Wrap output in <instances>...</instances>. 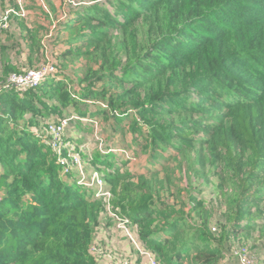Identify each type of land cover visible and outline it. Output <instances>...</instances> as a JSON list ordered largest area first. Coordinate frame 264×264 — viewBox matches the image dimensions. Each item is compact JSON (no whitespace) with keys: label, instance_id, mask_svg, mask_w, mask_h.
<instances>
[{"label":"trees","instance_id":"obj_1","mask_svg":"<svg viewBox=\"0 0 264 264\" xmlns=\"http://www.w3.org/2000/svg\"><path fill=\"white\" fill-rule=\"evenodd\" d=\"M64 27L68 54L88 66L77 89L47 79L0 91V264H96L91 242L110 212L128 217L158 264H222L231 237L263 234L264 0H103ZM14 70L5 65L0 80ZM67 108L100 113L113 134L131 112L134 142L159 162L154 178L122 171L111 151L108 199L69 180L16 117ZM201 194L222 201L226 222L210 223Z\"/></svg>","mask_w":264,"mask_h":264},{"label":"rangeland","instance_id":"obj_2","mask_svg":"<svg viewBox=\"0 0 264 264\" xmlns=\"http://www.w3.org/2000/svg\"><path fill=\"white\" fill-rule=\"evenodd\" d=\"M101 1L103 0H43L46 6L44 8L40 0H21V4L26 10L25 17H14L10 28L0 32V77H2L5 65L14 67V72H22L28 69H40L54 63L58 72L66 78L64 82L67 87L69 89L72 87V91L73 87L77 89L76 80L83 75L84 71H87L88 66L86 62L85 66L82 65L84 60L81 57L77 58L68 54L70 44L67 38L70 36V31L65 30L64 26L68 21H71L75 11ZM7 7H18L17 0H0V11ZM31 36L35 41L32 40ZM35 42L38 43V46L35 45ZM79 44L75 42V45ZM75 45H73V48H75ZM81 50H83L82 47ZM91 65L94 66V69L98 68L95 62ZM60 78L62 79L61 75ZM95 86L100 88L102 83H96ZM86 102L90 101L82 99L80 107L84 108ZM106 112L109 114L107 108ZM130 115L131 112L124 116L125 120L119 124L115 134L112 133L114 132L112 127L106 126V120L102 119L100 113L96 115L93 125L87 120L80 121L77 117L72 118L70 125L62 134V139L63 141L73 140L76 151L81 158L80 167H75L72 171L77 179L83 176L85 180H89L92 175L89 178L86 177L88 172L93 173L96 171L101 174L106 171L105 161L112 158L103 154L108 152L107 147L114 142L123 143L122 150H118L115 155L116 158H114L117 159L116 166L121 167L122 171L133 175L140 174L141 171L144 172L143 174L147 178H154L152 172L148 170L159 169V162L153 165L154 162L150 161L148 156L143 153L144 151L139 149L140 146L134 142V136L128 129L134 116L131 117ZM16 117H22L19 119V124L28 126L31 132L36 133L42 139L48 138L47 126L50 122L56 120L41 115H25L24 117L22 114H16ZM136 151H140L139 157H136ZM122 152L128 157L122 156ZM102 155L106 157L102 158ZM165 155L167 156L169 153L166 152ZM97 156L99 162L102 163L101 170H96L92 162ZM165 165L175 166L176 164L174 160H170ZM171 171L174 178L176 177L179 182V173H176L173 169ZM174 186H176V183H174ZM197 191V188L194 189L193 195L197 194ZM2 193L3 191L0 190V194ZM88 194L95 196L96 191H91L88 188ZM181 195L183 198L185 193H181ZM201 196L206 200V206H213V213L209 219L210 223L217 226L221 221L226 222L228 212L223 213L222 208L224 205L222 201L217 202L214 199L210 201L208 194H201ZM184 201H186V198H184ZM193 218L198 217L194 215ZM103 219L111 226L117 227L113 215L105 214ZM256 223L259 222L256 221ZM129 230L131 228L128 226L124 229L125 232H129ZM246 233L240 232L237 236L231 237L227 246L222 249V264H241V260L245 257L252 258L254 264H264V233H260L259 228L250 230L249 234ZM135 262H141V257L132 259V264Z\"/></svg>","mask_w":264,"mask_h":264},{"label":"built area","instance_id":"obj_3","mask_svg":"<svg viewBox=\"0 0 264 264\" xmlns=\"http://www.w3.org/2000/svg\"><path fill=\"white\" fill-rule=\"evenodd\" d=\"M40 1L42 6L45 8L46 6L43 0ZM17 2V9L6 8L5 10L0 11V32L10 28V19L14 15H17V17L19 18L25 17L26 10L21 4V0H17ZM55 65L56 64L51 63L40 69H28L18 73H10L4 80L0 82V91L3 89L21 90L27 87H34L39 85L47 76L50 75L55 76L54 79H56V75L59 74V72ZM69 120L70 118L64 117L63 119L59 120L58 123H55V121L50 122L47 126L48 138L42 139L45 143L47 141V144L54 152L56 156V161L59 166H61L62 172L64 174L70 173L75 167L79 168L81 165V158L79 157L78 153L75 152L74 146L69 142H64L62 139V134L65 128L69 126ZM86 120L95 123V121L88 119ZM63 151H65V154H63ZM91 175L92 177L89 180H85L84 177L81 176L76 180L77 184L83 185L85 187H90L91 185L96 183V195H98L99 197H103L104 199H108L110 193L107 189L103 187L104 182L102 179L99 178V174L94 171L93 173L87 174L86 177L89 178ZM106 202L108 203V200H106ZM107 208H109L108 204ZM110 215H113V219L116 221L118 228L124 230L125 227L128 226V219L124 216H119L113 212H110ZM148 264H156V261L150 260ZM241 264H254V260L250 257H245L241 260Z\"/></svg>","mask_w":264,"mask_h":264},{"label":"crops","instance_id":"obj_4","mask_svg":"<svg viewBox=\"0 0 264 264\" xmlns=\"http://www.w3.org/2000/svg\"><path fill=\"white\" fill-rule=\"evenodd\" d=\"M60 75L62 80H66L63 74ZM103 221L105 224L97 228L91 242V251L96 256V264H125L126 262L132 264V259L138 257H141L142 263L135 262L134 264L147 262V256L139 254L136 244L132 243L125 233L116 230L115 226H111L104 219Z\"/></svg>","mask_w":264,"mask_h":264},{"label":"clouds","instance_id":"obj_5","mask_svg":"<svg viewBox=\"0 0 264 264\" xmlns=\"http://www.w3.org/2000/svg\"><path fill=\"white\" fill-rule=\"evenodd\" d=\"M7 8H14V7H7ZM18 7H16L15 9H17ZM6 8H3L1 11H3V10H5ZM14 17H17V15H14L10 20L12 21V19L14 18ZM14 72V71H13ZM12 72V73H13ZM15 73H18V72H15ZM60 74L61 73H59V74H57L56 76H57V78L56 79H54V77L55 76H47L43 81H46L47 79H52V80H56V81H62V79L60 78ZM42 81V82H43ZM41 82V83H42ZM38 86V85H37ZM67 113V114H66ZM61 115H59V116H57V117H55L54 118V116H51V118H54V119H56V120H54L55 121V123H58V121L59 120H61V119H63L64 117H68V118H70V120H69V125H70V123H71V120H72V118H74V117H77V119L78 120H80V121H85L86 119H88V120H92V121H94V119L95 118H93V117H88V116H82V115H79L78 113H76L75 111H72V112H68V108L66 109V112L64 113V115L62 116V117H60ZM91 125H93V123L91 122V121H88ZM66 128H68V127H66ZM65 128V129H66ZM65 131V130H64ZM34 133V132H33ZM34 134H36V133H34ZM50 137H51V135H50ZM67 140H65L64 142H66ZM67 142H69L70 144H72L73 146H74V150H75V152H77L76 151V145L74 144V141L73 140H69V141H67ZM45 143V142H44ZM49 148H50V146L47 144V141H46V143H45ZM108 148V152L107 153H105V154H103V155H107V154H109V153H111V151L112 152H114V153H116L118 150H122V147L121 146H113V147H111V148H109V146L107 147ZM51 149V148H50ZM52 150V149H51ZM54 153V152H53ZM123 153V152H122ZM126 153V152H125ZM63 154H65V151H63ZM102 155V158L103 157H106V156H103ZM122 156H126L124 153L122 154ZM128 157V156H127ZM55 158H56V156H55ZM116 161H117V159H115ZM58 164V163H57ZM59 165V164H58ZM101 165L102 164H97V163H95L94 164V166H95V169L96 170H101ZM60 168H61V166H59ZM62 170V169H61ZM71 173H73L72 171H71ZM89 173H92V172H88L87 174H89ZM104 173L105 172H102L101 174H99V178L100 179H102L103 180V182H104V184H103V187L105 188V189H107L108 190V186H107V184H106V181H105V179H104ZM73 175H74V173H73ZM69 180H72L73 182H75V184L77 185V186H79L80 188H82V189H84L87 193H88V188H90V190L91 191H96V189H97V185H96V183H94L93 185H91L90 187H85V186H83V185H80V184H77V182H76V180H77V176L76 175H74V176H71L70 178H69ZM109 191V190H108ZM91 196V195H90ZM91 197H97V198H99V196L98 195H95V196H91ZM124 217H126V216H124ZM127 219H128V217H127ZM116 227V226H115ZM128 227L129 228H132V226L129 224V219H128ZM118 228V227H117ZM121 229V228H120ZM122 231H124V230H122ZM123 233H125V235L128 237V239H130V241L132 242V243H134V244H136V248H137V250H138V252H139V254L141 255V256H147V262L145 263V264H148L149 263V261L150 260H155L156 261V264H158L157 263V260H156V258L152 255V253H151V251L150 250H148L143 244H142V242L138 239V237L135 235V234H133L130 230H129V232H123ZM138 241V242H137ZM125 264H128V262H126Z\"/></svg>","mask_w":264,"mask_h":264}]
</instances>
